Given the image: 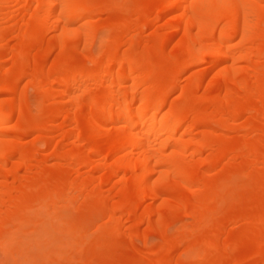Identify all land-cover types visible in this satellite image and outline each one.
I'll use <instances>...</instances> for the list:
<instances>
[{"label": "bare ground", "instance_id": "obj_1", "mask_svg": "<svg viewBox=\"0 0 264 264\" xmlns=\"http://www.w3.org/2000/svg\"><path fill=\"white\" fill-rule=\"evenodd\" d=\"M41 239L264 264V0H0V253Z\"/></svg>", "mask_w": 264, "mask_h": 264}, {"label": "rangeland", "instance_id": "obj_2", "mask_svg": "<svg viewBox=\"0 0 264 264\" xmlns=\"http://www.w3.org/2000/svg\"><path fill=\"white\" fill-rule=\"evenodd\" d=\"M42 238L45 239L46 237L43 236ZM42 242L43 241L41 239V241L39 242L38 245L41 247V249H40L41 252H43L44 247L46 248V250L44 249V252H45V253L43 252L44 254H41L40 251H36L37 249L35 247H33V248L29 247L24 252H19L18 250L12 248L13 250L10 249L9 251H6V253H4V254L2 252H1L2 254L0 253V264L2 262L4 264H42L45 261L46 256H47V258H49L51 256L49 254H53L52 252L55 248V245L53 243H51L52 246L49 245L51 248L49 246L43 247ZM159 244H162V241H160L159 239H157L155 237H150L148 242H147V245L149 246L148 250H152V249L156 248ZM53 245H54V247H53ZM138 245H140L139 247H141V243H138ZM52 247H53V250L50 251L49 248L52 249ZM14 250H15V253H14ZM7 252H8V254H7ZM37 252H40V253H37ZM131 254H132L131 258L133 260L135 259V257L139 259V257L141 256V253H137V252H133ZM3 255H4V257H3ZM6 255H7V257H6ZM101 264H105V263H101Z\"/></svg>", "mask_w": 264, "mask_h": 264}]
</instances>
